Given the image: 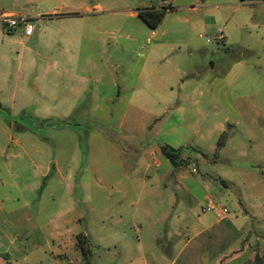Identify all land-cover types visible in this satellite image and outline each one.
I'll list each match as a JSON object with an SVG mask.
<instances>
[{
    "label": "rangeland",
    "instance_id": "obj_1",
    "mask_svg": "<svg viewBox=\"0 0 264 264\" xmlns=\"http://www.w3.org/2000/svg\"><path fill=\"white\" fill-rule=\"evenodd\" d=\"M254 1L0 0L32 27L26 37L0 23V197L28 251L11 264H87L78 232L89 264H144L171 241L174 210L189 208L183 186L195 204L215 203L213 221L226 208L225 223L251 232L252 253L210 254L218 264H264V0ZM169 6L155 30L137 17ZM163 146L180 150L178 170ZM173 193L181 205L168 212Z\"/></svg>",
    "mask_w": 264,
    "mask_h": 264
},
{
    "label": "crops",
    "instance_id": "obj_2",
    "mask_svg": "<svg viewBox=\"0 0 264 264\" xmlns=\"http://www.w3.org/2000/svg\"><path fill=\"white\" fill-rule=\"evenodd\" d=\"M242 3L245 0H241ZM253 3L255 1L253 0ZM7 14H12L15 16H22L20 14H15L13 12L2 11ZM261 27H264V24H261ZM180 156V152H179ZM205 158V156H203ZM182 165L174 167V170H178ZM178 168V169H177ZM195 170L191 171V174H194ZM178 184L176 189H179V186H182L181 179L183 173L178 174ZM226 186V185H225ZM186 196H189V208L179 207L174 210L175 206H180L181 202L176 197L174 193L168 199V212L169 209H173L174 218L173 224L176 226L177 230L170 232L168 234L171 241H166V244H159L162 247V254L160 256L151 255L144 260V264H176V263H185V264H207L218 262L222 258L217 259V257H211L210 254L216 252H233L234 254H250L256 248L255 245L251 243V232L250 230L244 229L243 225L235 228L233 225L225 222L227 220V215L220 217L217 220H212V217L206 215V212H203L202 209L205 207L203 203L195 204L193 200L195 195L190 190L184 188ZM193 191V190H192ZM158 190H150L149 194L155 196ZM158 194V193H157ZM162 193L158 195L161 197ZM194 197V198H193ZM203 201H207L208 198H202ZM199 205V206H197ZM198 208V209H197ZM218 215V214H217ZM80 219L77 220L79 222ZM59 225L56 226L55 231L62 234V229L66 223L65 220L61 221ZM187 233V234H186ZM82 234L87 239L88 236L83 232H78L75 234L74 239L76 242V236ZM153 237H156L153 234ZM18 232L15 230L14 225L12 224L10 218L8 217V211L6 210L4 201L0 197V264H11L20 259H24L28 251L25 246L19 240ZM89 242V239H88ZM90 246V244H89ZM75 248V243L73 245ZM76 249V248H75ZM260 251H264L260 250ZM207 253V256L204 255ZM2 256V258H1ZM61 259L66 258V255L57 256ZM172 260V262H169ZM182 264V263H181Z\"/></svg>",
    "mask_w": 264,
    "mask_h": 264
},
{
    "label": "trees",
    "instance_id": "obj_3",
    "mask_svg": "<svg viewBox=\"0 0 264 264\" xmlns=\"http://www.w3.org/2000/svg\"><path fill=\"white\" fill-rule=\"evenodd\" d=\"M171 9L172 8L170 6L163 7L160 10L144 9L137 13V17L141 19L150 29L155 30L161 23L166 12L170 11ZM223 145H224V137L221 136L218 141V147L220 148ZM161 152L170 161L172 166L177 167L180 165L178 163L180 150H174L168 146H163L161 148ZM75 248L80 251L84 261L87 264H89V257H90L89 242L84 235L79 234L76 236ZM256 260H260V258L257 256Z\"/></svg>",
    "mask_w": 264,
    "mask_h": 264
},
{
    "label": "built area",
    "instance_id": "obj_4",
    "mask_svg": "<svg viewBox=\"0 0 264 264\" xmlns=\"http://www.w3.org/2000/svg\"><path fill=\"white\" fill-rule=\"evenodd\" d=\"M0 23L6 25L9 28H15L18 25H22L24 27V35L26 37L32 35V27L29 25L26 17L15 16L0 11ZM214 210H215V203H213L212 201L210 203L208 202L207 206L202 209L203 212L214 211ZM220 213L222 216L227 215L228 210L226 208H221ZM218 216L220 215L218 214Z\"/></svg>",
    "mask_w": 264,
    "mask_h": 264
},
{
    "label": "water",
    "instance_id": "obj_5",
    "mask_svg": "<svg viewBox=\"0 0 264 264\" xmlns=\"http://www.w3.org/2000/svg\"><path fill=\"white\" fill-rule=\"evenodd\" d=\"M211 67H212V65H211Z\"/></svg>",
    "mask_w": 264,
    "mask_h": 264
}]
</instances>
